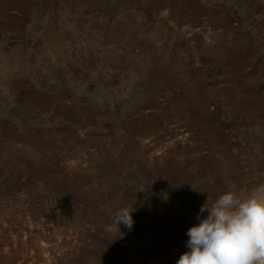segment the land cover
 <instances>
[{"label":"rangeland","instance_id":"1","mask_svg":"<svg viewBox=\"0 0 264 264\" xmlns=\"http://www.w3.org/2000/svg\"><path fill=\"white\" fill-rule=\"evenodd\" d=\"M261 185L264 0H0V264H176Z\"/></svg>","mask_w":264,"mask_h":264},{"label":"clouds","instance_id":"2","mask_svg":"<svg viewBox=\"0 0 264 264\" xmlns=\"http://www.w3.org/2000/svg\"><path fill=\"white\" fill-rule=\"evenodd\" d=\"M134 210L118 209L105 231L122 238L120 226L132 230ZM197 219L187 230L188 250L176 264H264V185L249 193L231 187L215 200L207 198Z\"/></svg>","mask_w":264,"mask_h":264}]
</instances>
